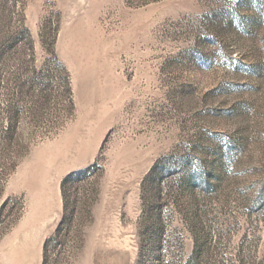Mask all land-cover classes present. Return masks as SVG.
Wrapping results in <instances>:
<instances>
[{"label":"rangeland","instance_id":"obj_1","mask_svg":"<svg viewBox=\"0 0 264 264\" xmlns=\"http://www.w3.org/2000/svg\"><path fill=\"white\" fill-rule=\"evenodd\" d=\"M0 264H264V0H0Z\"/></svg>","mask_w":264,"mask_h":264},{"label":"trees","instance_id":"obj_2","mask_svg":"<svg viewBox=\"0 0 264 264\" xmlns=\"http://www.w3.org/2000/svg\"><path fill=\"white\" fill-rule=\"evenodd\" d=\"M75 173L69 174L62 182V188H64L66 181H68ZM47 243L45 244L46 247Z\"/></svg>","mask_w":264,"mask_h":264}]
</instances>
